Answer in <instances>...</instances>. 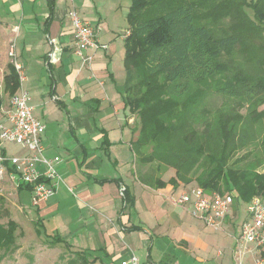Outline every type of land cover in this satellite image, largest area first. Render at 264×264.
<instances>
[{"label": "crops", "instance_id": "1", "mask_svg": "<svg viewBox=\"0 0 264 264\" xmlns=\"http://www.w3.org/2000/svg\"><path fill=\"white\" fill-rule=\"evenodd\" d=\"M130 7L131 0H0V19L15 32L29 103L46 124L44 154L61 156L57 168L64 179L56 194L37 206L31 202V187H19V179L5 175L0 187L16 191L19 207L33 215L35 229L42 223L37 236L54 248L64 246L66 253H59L64 264H112L131 254L138 264H236V238L247 215L239 218L238 205L215 229L171 199L195 181L170 182L175 170L161 178L164 186H157L158 178L147 183L134 174L137 164L129 152L139 129L133 123L137 114L125 106ZM71 8L101 25L99 41L108 49L89 50L91 62L73 51ZM53 40L60 53L50 61ZM7 109L2 108L0 122L6 121ZM17 146L10 155L29 153ZM3 151L10 152L6 144ZM122 187L129 200L121 195ZM54 236L63 241L50 244ZM256 256L248 250L243 264H254Z\"/></svg>", "mask_w": 264, "mask_h": 264}, {"label": "trees", "instance_id": "2", "mask_svg": "<svg viewBox=\"0 0 264 264\" xmlns=\"http://www.w3.org/2000/svg\"><path fill=\"white\" fill-rule=\"evenodd\" d=\"M215 1L131 0V29L126 37L124 61L125 106L139 117V135L134 141L138 153L155 142L151 153L142 155L143 161L158 158L174 167L175 177L169 179L174 184L196 181L211 192L236 190L235 200L248 202L256 194L264 195V171L257 170L264 164V156L258 154L256 160L246 161L250 150L232 162L230 158L238 146L256 142L257 132L263 129L256 130L254 125L264 119V109H258L264 104V67L258 65L250 72L243 63L239 66L231 61V68L223 60L246 40L239 27L226 34H216L210 27L209 21H216L224 12L223 3H227L221 0L223 3L214 4ZM235 3L238 4L232 0L230 5ZM252 7L255 18L264 22V0L252 1ZM203 8L206 14L201 18L199 11ZM237 9L242 14L238 24L254 26L256 21L250 16L248 20L247 14ZM9 70L4 82L12 95L20 83L12 63ZM210 81H217L216 90L237 98L240 105L248 103L245 114L235 107L221 110L211 139L207 134L201 138L187 115L190 111V117L196 113ZM261 144L263 153L264 138ZM242 161L245 162L240 164ZM23 184L26 183L20 182L19 187ZM165 184L157 179V186ZM124 197L129 200L126 191ZM3 201L0 194V210ZM40 225L36 223L37 234H41ZM19 228L14 219L0 222V253L18 248L17 239L24 235ZM60 241L63 238L58 236L48 240L50 244Z\"/></svg>", "mask_w": 264, "mask_h": 264}, {"label": "built area", "instance_id": "3", "mask_svg": "<svg viewBox=\"0 0 264 264\" xmlns=\"http://www.w3.org/2000/svg\"><path fill=\"white\" fill-rule=\"evenodd\" d=\"M68 13L73 24V51L83 62H91L94 54L89 50L108 49L107 44L99 41L101 25L84 19L75 8L69 9ZM51 42L54 47L49 53V59L55 61L60 50L54 40ZM10 56L20 84L17 91L11 95L6 121L0 122V180L8 175L13 181L19 179L30 184L31 202L37 206L54 196L63 182L64 179L57 168L62 158L59 155L48 157L44 154L42 134L46 124L34 114L33 106L29 103L31 95L24 85L26 79L24 65L18 60L14 47L11 48ZM5 142L19 144L29 153L10 155L3 151ZM39 165L44 168L41 169ZM124 192L125 187H122L120 189L122 196ZM236 194L211 192L199 184H191L171 199L175 204L185 206L193 217L203 220L207 226L219 229L224 219L233 213ZM246 212V218L242 221L240 233L236 238V264H243V256L248 250L257 253L254 264H264V198L253 196L247 203ZM249 246L252 249H249ZM127 263L138 264L137 256L131 254L128 260L112 264Z\"/></svg>", "mask_w": 264, "mask_h": 264}, {"label": "rangeland", "instance_id": "4", "mask_svg": "<svg viewBox=\"0 0 264 264\" xmlns=\"http://www.w3.org/2000/svg\"><path fill=\"white\" fill-rule=\"evenodd\" d=\"M220 1V2H219ZM227 3H223L221 0H216L214 4L223 3L224 12L216 21H209L210 27L214 30L216 34L230 33L233 30L241 29L246 42L244 45H238V47L229 55H225L223 60L228 62L229 66L232 68L233 64H238L240 66L243 63V66L252 70L250 72H254V69L257 68L258 65L264 67V22L258 21L255 18V13L252 7V1L256 0H236L238 4L230 5L232 0H226ZM241 1H245L242 3ZM244 4V5H243ZM227 5L228 7H226ZM231 6V8H229ZM244 11V14H247V19H254L256 23L254 26L247 27L246 24H238V21L242 18V14L239 15V8ZM208 8V7H207ZM209 10V8H208ZM232 11V12H229ZM200 17L204 18L206 14V9L203 8L199 11ZM225 15V16H224ZM250 16V18H249ZM211 19V18H210ZM202 21H207L205 19H201ZM15 32L12 30L6 29L4 22L0 19V120H2L5 116V111L2 108L10 107V98L11 94L7 92L5 89V85L3 82L4 74L8 72V65L12 63V57L10 56L11 48L14 47L16 49V36ZM16 51V50H15ZM256 60H260L259 63H256ZM232 61V62H231ZM255 67V68H254ZM47 68L44 69V74L47 73ZM218 83L217 81H210L208 83V91H205V97L203 101L196 109V113L192 114L190 111L188 115L189 120H192L193 128L196 129L197 133L201 138L206 137V134L209 135L208 138L211 139L210 133L213 128H216V122L218 113L221 110L228 109L230 107H235L239 112L245 114L248 103L240 105L237 98H232L224 93L217 91ZM259 110L264 109V104L258 107ZM137 129L140 127L139 117L136 115L135 121ZM9 124V123H7ZM256 130H261L257 132V140L256 142H250L247 145L238 146L236 148L235 153L230 158V162L234 161L236 158L241 157L248 151L252 150L249 154L246 161L256 160L258 156H264L263 145L261 144L262 139L264 138V119L261 124H255ZM211 128V131L209 132ZM209 133H205V132ZM203 133H205L203 135ZM7 150L12 152L18 151L19 144L13 142H5ZM155 142H151L146 147L142 148V154L138 153L137 148L133 142V147L129 152L130 160L132 164H137V167L134 171L135 175L142 176L141 180H144L147 183H150L154 180V178H165L168 177L169 174L175 173V168L167 165L166 163L160 161L158 158H154L150 161H143L141 159L142 155L151 153ZM259 154V155H258ZM258 155V156H257ZM245 161L240 162L243 163ZM141 170V171H140ZM146 172V175L144 173ZM259 172L264 171V164L257 167ZM147 178V179H146ZM195 184H198L196 181ZM16 186V185H15ZM0 187V192H2L4 196V201L0 210V222L7 223L9 219H14L19 224V229L24 231V235L19 236L17 239L18 248L15 250H10L9 252L1 251L0 253V264H64L66 263L65 258L61 259L59 253L64 252L65 248L63 245H56L54 247L49 246L44 237L37 236L35 233V226L32 221L33 215H27V213L23 212L19 207V203L17 201L16 191H5ZM222 192H236V190H227L222 189ZM24 194V193H23ZM28 194V193H27ZM262 198H264L263 194H256ZM254 195V196H256ZM237 196V194H236ZM249 202V201H248ZM245 201L235 200V205H238V215L239 218L242 219L245 217L247 213L246 207L247 203ZM25 204V203H24ZM235 214L233 217L235 218ZM237 236V234L235 235ZM59 249H62L60 252ZM76 264H79L78 262ZM251 264V262H249Z\"/></svg>", "mask_w": 264, "mask_h": 264}]
</instances>
